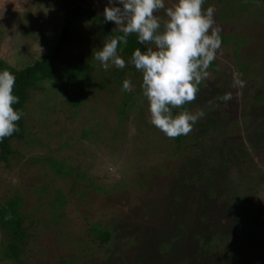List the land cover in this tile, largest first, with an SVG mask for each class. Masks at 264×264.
<instances>
[{
  "label": "rangeland",
  "instance_id": "1",
  "mask_svg": "<svg viewBox=\"0 0 264 264\" xmlns=\"http://www.w3.org/2000/svg\"><path fill=\"white\" fill-rule=\"evenodd\" d=\"M57 2L0 0L1 63L23 69L50 51L62 29L64 13ZM174 2L166 0V6ZM239 2L205 0L204 9L215 8L221 36L229 40L222 43L214 60L216 70L209 69L210 78L200 85L196 100L188 104L189 111L203 109L206 115L188 134L193 140L177 152L171 138H163L165 134L153 124L149 127V103L143 96L140 78L134 82L129 78L137 86L130 93L134 97L127 101V107L133 110L129 111L125 137L118 141H110L118 122L116 115L94 103L90 105L97 119L104 122L103 143L78 141L67 125L77 91L62 97L56 84L45 80L38 83L52 88L50 98L57 102L49 125L39 126L41 136L45 138L46 131L55 126H66L65 137L71 134L69 140L73 143L67 154L104 192H94L88 180L77 186L53 181L47 169L40 172L38 165L26 162L29 156H38L43 147L29 152L21 148L24 158L9 157L7 163L1 162L0 202L15 196L23 201L28 264H55L59 258L69 257H75L80 264H123L117 258L107 259L95 247L90 253L89 231L94 223L114 229L110 249L128 252L132 246L133 254L125 257V264L139 260V264H218L235 260L233 250L236 260H264V13L260 5L246 8ZM108 3L109 0H75L82 6L93 4L102 15ZM95 25L100 31V24ZM89 29L88 21L80 22L73 33L87 44L91 38ZM87 48L74 42L71 53H67L74 55ZM244 63L245 73L241 71ZM233 74L241 75L245 87H232ZM228 92L233 99L224 103L222 97ZM33 96L27 111L34 116L30 117L29 112L26 116L32 131L39 132L35 114L43 108L35 104L37 98ZM140 103L147 107L146 111L134 109ZM173 110L174 115L181 111ZM88 118L90 114L83 110L77 121ZM55 119L57 123H53ZM49 137L44 146L57 149L58 140ZM43 184L47 195L35 191ZM57 190L65 194V201L56 220L50 198ZM236 196L245 201L229 199ZM129 239L132 245L131 241L127 243ZM81 246L85 247L83 252ZM67 264H76V260Z\"/></svg>",
  "mask_w": 264,
  "mask_h": 264
},
{
  "label": "trees",
  "instance_id": "2",
  "mask_svg": "<svg viewBox=\"0 0 264 264\" xmlns=\"http://www.w3.org/2000/svg\"><path fill=\"white\" fill-rule=\"evenodd\" d=\"M57 1L58 9L64 13L61 21L62 29L59 39L51 46L50 51L42 54L38 59L36 58L33 63L27 65L26 68L23 69L9 67L0 62V71L7 69L16 75L14 94L19 97V103L14 105V107L18 111L22 110L24 112V115L17 122L19 131L0 142V163H7L9 157L24 158L25 155L22 153L24 151H22L21 148L29 152L43 147L42 152L38 156H29L26 162L30 163V165H38L40 172L47 169L53 177L52 180H60L66 184L73 182L72 185L74 186L79 185L82 181L88 180L90 181V189L94 192L103 193L104 189L96 185L94 179L91 178L90 175L82 172L81 169H83V167L74 161L75 159L73 156L67 154L68 149L73 146V143H70L69 140L71 134L65 137L66 126H55L54 130L48 129L46 131L45 138L41 136V129L39 126H43V124H45V126L49 125L48 122L50 118L53 119V115L56 113L57 102L50 98L53 89L50 87L44 88V86H38V83L45 80L52 84H56L62 91V97H68L71 94L74 95V91H77L78 98L71 104L72 110L69 112L71 114V119L67 125L74 131L78 141L103 143L104 139L101 134L104 131L102 125L104 122H102V118L97 119L99 116L95 113L94 108H91L93 106L90 107V105L94 103L95 107L109 109L110 113L112 112L116 115L118 122L113 129L114 135L110 141H118L121 137H125V125L129 120V111L133 110L131 109L132 107H127V101L134 96L132 94L130 95L132 92L127 93L126 91H122L123 81L127 77L128 79L131 78L132 82L139 78L142 79V73L138 72L131 64H128L124 69L112 67L108 71H105L100 63L93 59L94 51H99V49L103 47V42L106 38L121 34L115 29L117 26L114 25L113 22H104V17L100 12V8L95 7L93 4L90 6L89 4H83V6L75 4V0ZM218 1L221 2V0ZM239 5L246 8L248 6L260 5L263 7L261 12L262 14L264 13V0H240ZM87 21L90 24V31L88 33L91 36L90 43H87L88 45L82 42L80 35L73 33L74 28L80 22ZM96 23L100 24V31L95 29ZM87 28H89L88 25ZM84 39L85 41L88 40L87 37H84ZM221 39L222 43H226L229 40L228 37L223 35ZM74 42L80 46H87L88 48L74 55H68V53H71L72 43ZM138 47L142 51L147 50V46L141 45L138 41V37L132 34L128 37V44H121L118 51L127 62ZM241 65V71L245 73L247 65L245 63ZM210 70H216L215 61L212 62ZM132 86L133 89L137 87L134 84H132ZM38 92H45L46 95H38ZM32 96H36L37 98L35 104L43 108V110L38 108V114H35L36 124L40 129L39 132L32 131L33 128L28 124V118L26 116L27 112H29L30 117L34 116L33 112L27 111L29 109L27 103ZM136 101L137 99L134 98L133 103H136ZM146 108L145 105L142 106L140 103L137 104L134 109L143 112V110L146 111ZM187 108L188 105H185L184 108L180 110H188ZM83 110H86V114L89 113L91 118L85 119L83 122H78V117ZM107 112L104 111V113ZM173 113H175L174 110ZM103 119L106 118L103 117ZM53 123H57V120H53ZM149 125V127L153 126L152 123H149ZM153 132L154 131H151V133ZM50 135L58 140L57 149H50L49 146H44L47 142L49 143L48 140L50 139ZM149 137L151 138V136ZM163 138L167 139L169 137L165 135ZM171 140L174 142L173 150L177 152L181 149L182 145H185L188 141H192L193 138L188 135H181L174 139L171 138ZM111 144H113V142H111ZM16 162L19 164L20 160L17 158ZM41 179L43 181V177ZM186 179L187 177H184L183 181H186ZM193 179L196 181V176H194ZM35 191L39 194L42 193L47 195L44 184L36 188ZM50 199L52 203H54L52 205V214L57 220L59 218L58 209L64 205L65 194L57 190ZM229 199L234 201H245L244 198L239 199L237 196L235 198L230 197ZM8 214H11V219H5ZM24 218L23 201L19 196L0 202V264H28L25 257L27 254L25 249L29 239L27 238L28 235L24 225ZM89 235L90 253H93L91 251L93 247H95L96 252L101 253V255H107V259L109 257L117 258L118 262L123 264H125V257L129 258L131 254H133L132 246L128 247V252L121 250L115 251V249L109 248L108 244L114 240V229L110 226L103 228L100 224L94 223L90 227ZM130 241L132 245L133 240L129 239L127 243L130 245ZM86 246L87 245H85V247ZM85 247L81 246L82 252ZM89 247L87 246V250ZM231 254L232 257H235V260L231 261L229 259L221 261L218 264H264V260L258 262L236 260L238 256L234 250ZM237 254L239 255L240 253L238 252ZM72 260H76V264H80L75 257L59 258V260L55 261V264H67ZM84 261L86 262L85 259L83 262ZM139 262L141 263L142 261L139 260ZM139 262L135 261L133 264H139Z\"/></svg>",
  "mask_w": 264,
  "mask_h": 264
},
{
  "label": "clouds",
  "instance_id": "3",
  "mask_svg": "<svg viewBox=\"0 0 264 264\" xmlns=\"http://www.w3.org/2000/svg\"><path fill=\"white\" fill-rule=\"evenodd\" d=\"M204 3L205 0H175L166 6V0H109L104 22H113L121 34L106 38L103 47L93 54L105 71L131 64L142 73L151 123L172 139L188 135L205 117L203 109L183 110L177 115L173 109H183L196 100L200 85L210 78V66L222 48V29L216 24L215 8L209 6L205 10ZM132 34L147 50L136 48L126 62L118 49L121 44H128ZM15 84L12 72L0 71V142L19 131L17 122L24 115L14 107L19 103ZM232 87H245L240 74H233ZM132 90L131 80L125 79L122 91ZM232 99L233 94L228 92L222 102ZM5 219H11V214Z\"/></svg>",
  "mask_w": 264,
  "mask_h": 264
}]
</instances>
